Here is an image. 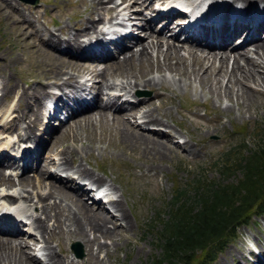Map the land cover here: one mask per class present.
Masks as SVG:
<instances>
[{"label":"bare ground","instance_id":"bare-ground-1","mask_svg":"<svg viewBox=\"0 0 264 264\" xmlns=\"http://www.w3.org/2000/svg\"><path fill=\"white\" fill-rule=\"evenodd\" d=\"M10 1H7L8 5L11 6L13 11H16L14 13L18 15V19L21 18V23L27 24L26 28L30 29L29 34L35 35L38 42L46 45L54 52V54H51L52 60L43 63V68L34 74L36 77L35 84L24 86V90L17 93L18 98L13 110L17 109L18 113L13 116H11L13 113H10L8 115V117L11 116L10 119L3 120V126L8 129H13L15 126L16 128L20 127L23 137L36 139L35 128L43 116L47 117V115H44L45 98L56 97L61 99V95L64 94L72 98L74 105L73 108L67 102L59 101L60 106L58 107L62 105L67 110L71 109L70 114L72 117L66 121L68 127L71 126V122L79 127L80 117L88 124L95 121L93 120L94 117L98 122L107 120L108 114H110L111 119L116 122L115 131L119 135L121 143L132 148L141 147L144 154L146 152L162 153L169 150L165 145L167 144L165 141H171L174 135L171 132L141 127L139 123L133 121L135 119L132 120L131 118L141 117L143 118L142 122L145 123L157 122L158 124L167 125L168 122L164 118V113L167 110L163 109L162 112H158L154 107L150 108L149 103L151 102H143L146 96L137 90V86L155 88L163 85L166 81L164 70H167L171 74H178V77H174V74L171 77L173 81L176 83L178 81V84L183 85L189 83L183 80V77L187 78L189 73L200 83L210 82V76H213V80L217 83H220L226 77L225 81L230 83L228 89L223 90L224 95L232 97L234 94L237 103H240L238 101L240 97L242 99L241 104H244L245 101L249 104L257 94L263 93L264 0H209L210 6L215 8L214 15L220 19L219 30L213 26L208 28L199 24L197 30L184 31L186 36L183 39H177L176 32L172 34L169 31L171 27H179L175 21L176 19H171L174 12L166 14L157 12L156 16L147 17L143 10L152 8L153 0H121V10H127L129 17L131 16L134 19L132 25L139 28L141 32L144 31L146 36H131V45L125 47L121 44L120 49L116 51V55L105 60H100L109 54L104 51L106 50L104 43L97 38L98 35L104 33V29L99 23L109 22L120 13L118 11L120 5L118 0H79L83 5L85 4L83 11L78 12L79 16L76 22L81 23L82 27H76V24H73L71 26H74L72 27L74 31L71 32L65 29L64 34L61 32V27L66 24L61 25L57 21L58 30L40 26L32 18H25V14L21 13L12 0ZM185 1L188 3L195 2L194 5L205 3L204 0ZM109 2H113L110 7L107 6ZM136 5L139 8L136 7L131 11L133 6ZM173 10L176 9L173 8ZM94 14L96 15L95 18ZM161 16L163 19L159 22L163 24L158 29L156 19ZM183 27L185 26L183 25ZM83 36H86V41H84ZM92 36L95 37V41H91ZM117 42L114 43L119 44ZM114 46L117 45L114 44ZM57 52L59 54H56ZM159 54H163V57L159 58ZM62 55H66L69 60L74 59L75 61L68 63L64 58L62 59ZM188 56H190V69L186 66V57ZM14 57L16 56L11 57L10 60ZM79 60L85 62L90 60L91 63L85 67L74 66L73 64H78L76 61L79 62ZM142 63H145L146 69H140L141 67L133 69L135 64L140 65ZM99 65L102 67H98ZM72 67H75L78 71L75 73L69 71V68ZM95 70L97 71L95 72ZM116 70L118 71L116 72ZM152 70H158L160 75H149ZM79 71L82 72V75L85 74V78L82 80L76 78ZM108 71L110 73L111 71L116 72L122 78L119 80L110 79L105 75V72ZM96 77H100L99 80L95 81ZM2 78L3 75H0V91L12 90L13 84L9 86L8 81ZM86 80L92 81L89 86V90L94 92L91 102L82 101L85 98L82 92L87 87ZM232 83L236 85L234 92L230 91V84ZM117 86L119 90L124 89L131 92L130 95L135 98L134 101L118 102L119 93H114L106 99L102 96V93H105V88ZM50 87L58 89L59 92L49 89ZM153 92L154 95L158 96L157 90L154 89ZM159 96L161 97V95ZM58 103L56 105H59ZM133 103L138 104L133 105ZM49 105L52 106L48 104L46 108V112L50 113L48 117L57 115L55 113L57 108ZM144 106L147 107L143 108ZM93 113L95 114L92 116ZM65 123H61V127L58 128V137H61L67 131V123ZM48 129L52 136L54 129L49 126ZM18 133L20 132L18 131ZM53 140L52 142H54ZM82 150L75 146L72 148L64 146L60 152L54 155L45 154L43 161L33 165L41 157L42 152L41 149H36L32 151L36 157L32 159L30 155L26 160V163L32 165V168H28L26 174H19L18 178L12 174L7 176L0 166V185L2 186L0 188V208L7 205L5 201L10 202L8 208L1 212L7 220H4L2 225L0 224V264H73L72 261H68L58 253L53 241L60 244L70 236H74L83 241L84 245L89 244L86 252L96 254L95 252L101 247L105 246L106 248V245L100 244V237H111L112 239V236L114 237L119 232L123 223L129 226L132 225V222H130L132 220H129V216L127 217V212L123 207L125 202L122 203L121 198H119L122 195L117 196L118 188H116L113 181L105 182L112 192L108 199H93L91 204L87 202V197H91L93 191L92 187L87 185V182L94 185L104 182V179L101 175L83 166L81 162L77 165L72 164L73 153L79 154ZM55 158H58L57 164L54 161ZM51 167L52 169H50ZM31 169L36 172L32 175H34L37 185L45 187L46 191L38 190L35 195V193L25 188L24 182L28 180L27 183L30 184L33 181L29 173ZM59 170H66V177L57 178L56 173ZM83 179L85 180L84 183ZM70 183L76 184L69 186ZM4 186H19V188L11 193L8 190L4 191L3 189H6ZM22 197H26V199L23 200L24 203L20 204L16 198L21 199ZM52 197L53 200H51ZM34 198H37L36 202H33ZM32 206H37L36 211L33 209L28 211ZM110 207L116 211V214ZM11 209L16 212L19 209L18 213L20 215L26 218L31 217L28 222V230H31V233L36 231L45 243L41 248V250H44L42 258L38 257L37 254L30 255L26 252L29 242L25 240V236H23L25 233L20 228L23 219L18 217ZM49 221H52V223ZM1 234H7V236ZM94 250L96 251L94 252ZM258 260L261 261L259 258ZM224 264H227L226 260Z\"/></svg>","mask_w":264,"mask_h":264},{"label":"rangeland","instance_id":"rangeland-1","mask_svg":"<svg viewBox=\"0 0 264 264\" xmlns=\"http://www.w3.org/2000/svg\"><path fill=\"white\" fill-rule=\"evenodd\" d=\"M7 1L11 2L10 0H0V75H3V78L8 81L9 86L13 84V87L9 91L8 89L6 91L3 90V92L0 91V140L4 134L12 132L11 135L15 137L18 131L22 133V129L18 126V128L15 126L13 129L3 126V120H9L11 116L18 113L17 109L13 110V106L18 98L17 93L24 90V86L35 84L36 77L34 74L43 68V63L51 61V54H54L50 48L38 42L35 35L29 34L30 29L26 28L27 24L21 23V18L18 19V15L14 13L16 11L11 9ZM25 1L12 0L21 13L25 14V18H32L40 26H47L58 30L57 27L59 26L56 23L59 21L61 25L66 24L64 27H61L63 34L65 29L73 32L74 28L72 27L74 26H71L73 24H76V27H82L81 23H76L79 16L78 12H82L85 7V4L83 5L79 0H37L36 3ZM118 2L120 3L119 7H121V0H118ZM112 5L113 2L107 4L108 7ZM136 7L138 6H134V8ZM121 9L122 7L118 8V11H121ZM126 12L127 10H123L119 16L126 15L128 13ZM95 16L94 14V18ZM157 27L159 28L160 24ZM143 32L139 34L142 35ZM143 35H145V32ZM85 37L83 36V38ZM56 54L59 53L57 52ZM13 56H16L14 57L16 58L14 61V58L10 60ZM158 56L162 58L163 54H159ZM61 57L68 63L75 61L74 59L69 60L66 55H62ZM186 59V66L190 69V56L186 57ZM76 62L78 64L73 65L79 67H85L91 63L90 60L86 62L79 60V62ZM100 65L98 67L101 68L102 66ZM138 67L146 69L145 63L140 65L135 64L133 69H137ZM69 71L75 73L78 70L72 67L69 68ZM116 72L111 71L110 73L108 71L105 72V75L110 77V79L119 80L122 77ZM164 72L166 73V81H164L163 85L155 88L140 85L137 86V90L146 96L143 102H151L149 103L150 108L154 107L158 112H162L163 109L167 110L164 113V118L168 122L167 125L158 124L157 122L145 123L142 122L143 118L141 117L131 119H135L133 121H136L137 124L139 123L141 127H151L156 128L153 130L171 132L174 135L172 140L165 141L168 144L165 145L169 150H165L162 153L146 152L144 154L141 147L132 148L124 145L115 131L116 122L111 119L110 114H108L107 120H100L98 122L94 117L93 120L95 121L88 124L80 117L78 121L79 127H76L75 123L73 124L72 122L71 126L68 127V123L65 121L67 123V131L61 137H58V128L61 127V123L57 120H51L53 123H46L44 127L46 128L47 125V127L49 126L53 129L51 127L52 124L56 125L55 128L57 129H54L55 131L51 136L54 142H52L49 132L41 130L40 126L35 128L36 139H31L41 143L47 142L45 145L46 155H54L60 152L64 146H69V148L75 146L83 149L79 154L73 153L74 157L72 156L71 158L72 164L77 165L81 162L83 166L88 167L92 172L101 175L104 182L113 181L116 188H118L117 196L122 195L119 198H121L122 203L125 202L123 207L127 212V217L129 216V220H132L130 221L132 222L131 226L123 223L119 232L114 237L112 236V239L111 237H100V244L103 243V245H106V248L103 246L98 251L94 250L96 254L92 252L90 254L89 251L86 252L89 244L84 245L83 241L74 236H70L60 244H56L53 241V245L58 253L68 261H72L73 264H152V260L160 255V248L157 244L158 231L160 229L158 215L160 218L166 217V205L173 197L177 188L192 189L193 180L198 178L223 180V175L216 166L217 160L221 159L226 151L233 149L232 147L242 144L245 145L243 153H249L252 149L256 148L260 142L261 135H264V88L263 93L257 94L249 104L246 101L244 104H241L242 99L240 97L238 98L240 103H237L234 94L232 97L224 95L223 90L228 89L230 83L225 81L226 77H222L224 80L217 83L213 80L214 77L210 76L209 80L211 83L205 81L200 83L189 73L187 78H182L189 83L183 85L178 84V81L177 83L173 81L171 75L174 73L171 74L167 70H164ZM81 73V71L77 73L79 74L76 76L77 79L82 75ZM152 74L157 76L160 75V72L152 70L149 72V75ZM173 76L178 77V74H174ZM99 78L96 77L94 80H99ZM230 86V91L234 92L236 85L232 83ZM49 89L58 91V89L53 87ZM110 89L108 87L104 89V98L109 96L107 92ZM154 89L155 91L157 90L158 96L153 94ZM126 93L128 95L129 93L131 94L128 91ZM136 104L138 103H133V105ZM146 107L144 106L143 108ZM10 113L13 114L8 117ZM55 140L58 142H55ZM54 161L57 164L58 158H55ZM148 164L149 166L147 167ZM4 171L6 173L9 172L8 170ZM65 171L59 170L58 172L63 174L66 173ZM58 172L56 174H59ZM29 173L33 181H30V184L27 183L28 180L24 182L25 188L35 193V195L38 190L46 191L45 187L37 185L38 183L34 175H32L36 172L31 169ZM10 174L6 175L9 176ZM240 175L241 171L237 170L229 178L235 181ZM56 183L58 184V182ZM5 188H12L10 190L12 193L19 186H7ZM16 199L21 204L22 202L24 203L23 200L26 197ZM34 199L33 202H36L37 198ZM87 199L90 200V198ZM51 200H53V197ZM88 203L91 204V201H88ZM32 209L36 211L37 206H32ZM110 209L114 211L112 207ZM114 213L116 214V211ZM25 228L27 229L28 226H25ZM29 232L28 235L25 232V235H23L25 236V240L29 242L26 252L30 255H35L32 251L37 243H41L40 250L37 251L41 255L39 257L42 258L44 250H41V248H43L45 243L36 231L31 233L30 230ZM236 234V237L231 239L226 247L218 252L216 258L210 264H224L225 260L227 264H255L256 261H259V257L254 256L252 248L254 244L256 249L264 252V215L259 217L253 214L247 223L239 225L236 229ZM1 235L7 236V234ZM72 243L80 244L83 251L82 256H76ZM248 257L251 258L252 263L247 260L249 259ZM260 260L261 263L264 262V259ZM177 264L182 263L178 262Z\"/></svg>","mask_w":264,"mask_h":264},{"label":"trees","instance_id":"trees-1","mask_svg":"<svg viewBox=\"0 0 264 264\" xmlns=\"http://www.w3.org/2000/svg\"><path fill=\"white\" fill-rule=\"evenodd\" d=\"M259 140L249 153H243L242 144L217 160L225 181L198 178L192 189L177 188L166 217L158 215L160 255L152 264H210L236 237L239 225L264 213L263 134ZM237 170L241 175L230 180Z\"/></svg>","mask_w":264,"mask_h":264},{"label":"water","instance_id":"water-1","mask_svg":"<svg viewBox=\"0 0 264 264\" xmlns=\"http://www.w3.org/2000/svg\"><path fill=\"white\" fill-rule=\"evenodd\" d=\"M26 1L31 2V3H36L37 2V0H26ZM72 248H73V250H74V252H75V254L77 256H82L83 255L82 248H81V246L78 243H72Z\"/></svg>","mask_w":264,"mask_h":264}]
</instances>
